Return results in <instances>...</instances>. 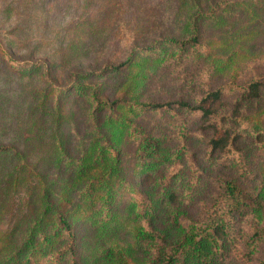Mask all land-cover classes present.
<instances>
[{
  "label": "trees",
  "instance_id": "16d2710c",
  "mask_svg": "<svg viewBox=\"0 0 264 264\" xmlns=\"http://www.w3.org/2000/svg\"><path fill=\"white\" fill-rule=\"evenodd\" d=\"M233 4H241V11L245 9L244 2L239 0H222L206 7L196 1L185 18L184 34L158 35L148 43L135 44L124 61L105 63L85 73L74 71L67 85L52 77V64L43 59L21 61L0 44V60L6 63L9 72L22 79L40 75L44 82V86L35 87L34 102L20 123L23 132L24 128L27 130L23 146L0 142V221L6 215L11 219L10 225L0 230V253L7 251L8 263L81 264L75 229L79 221L87 222L102 238L112 235L115 238L122 229L131 232V240H112L101 248V257L107 264H129L128 257L141 252L143 264H225L227 252L237 244L236 222L246 215L253 219L247 243L257 247L264 239V184L254 193L236 178L218 179L219 193L202 219L193 220L174 212L172 222L178 233L172 239L170 228H163L158 222L164 210L178 199V182L185 179L189 194H194L201 184L202 170L185 137L178 148L169 147L163 137L137 124L147 112L165 111L178 116V111L184 110L197 115L210 123L209 151H218L230 164L248 172L247 160L239 149L250 134L248 126L247 132L239 126L247 122V117L215 109L214 103L233 91H239L248 102L260 99L264 74L244 83H238L235 77L208 90L193 103L185 99L154 101L143 99L138 93L130 95L131 82L125 85V95L103 98L100 86L92 82L110 73H120L124 68L151 66L154 59L174 57L183 61L195 52L209 57L213 54L212 41L203 38L202 24L222 26L225 17L232 13ZM253 12L257 13L255 9ZM228 63L214 59L209 70L219 74L229 67ZM131 77L136 83L144 79L140 71ZM67 93L85 96L91 104V131L85 143L77 145L80 151L77 158L67 153L61 129L64 114L60 104ZM48 126L53 132L45 140L44 161L56 167L67 161L74 163L72 180H48L46 172L40 170V159L35 156L40 150L32 144L43 142ZM253 132H256L253 137L261 135L260 131ZM127 134L130 138L136 136L139 143L137 172L151 177L157 169L167 168L166 174L155 178L161 186L157 197L124 178L121 144ZM31 140L34 142L29 145ZM184 164L189 169L186 178ZM182 189L185 193V187ZM244 257L252 264H264V255L244 253Z\"/></svg>",
  "mask_w": 264,
  "mask_h": 264
},
{
  "label": "rangeland",
  "instance_id": "374dc122",
  "mask_svg": "<svg viewBox=\"0 0 264 264\" xmlns=\"http://www.w3.org/2000/svg\"><path fill=\"white\" fill-rule=\"evenodd\" d=\"M196 1L206 7L222 0H0V44L21 61L43 59L52 64V77L67 85L74 71L85 73L87 69H98L105 63L124 61L135 44L148 43L158 35L184 34L185 18L194 9ZM239 1L244 2L245 9L241 11V4H233L232 13L225 17L222 26L210 22L202 24L203 38L212 41V55L208 57V54L195 52L183 61L174 57L154 59L156 61H151V66L147 64L132 70L124 68L120 73L96 78L92 82L100 86V96L115 99L125 95V85L131 82L128 87L130 95L138 93L143 99H185L193 103L208 90L227 84L235 77L238 83H244L262 76L264 0ZM254 9L257 13L253 12ZM214 59L220 63L229 62V67L219 74L213 73L209 66H213ZM8 70L6 63L0 60V142L22 147L27 130L24 128L23 132L20 123L34 102L35 87L44 86V82L40 75L22 79ZM137 71L144 78L138 83L131 77ZM60 106L64 114L61 129L67 153L71 158H77L80 152L77 145L81 141L85 143L91 131V104L85 96L67 93ZM214 108L247 117L248 123L239 126L244 132L248 126L250 134L239 144V149L247 160L248 172L230 164L218 151H209L212 129L208 121L197 115L184 110H179L178 116L157 111L143 113L137 121L138 126L163 137L169 147L178 148L185 137L202 170L201 184L194 194H189L185 179L178 182V199L164 210L158 222L161 227L170 228L172 239L178 233L172 222L174 212L193 220L202 219L219 193L218 179L236 178L240 185L254 193L264 184V90L260 99L249 102L239 91L227 92L214 103ZM253 131H260L261 135L253 137L256 133ZM44 132L43 142L32 144L40 150L35 154L40 159V170L46 172L48 180H72L74 163L67 161L56 167L44 161L47 155L45 140L53 129L48 126ZM135 137L128 135L121 144L124 178L134 187L142 190L144 187L157 197L161 186L155 178L166 174L167 168L157 169L151 177L137 172L139 143ZM32 142L34 140L29 141V145ZM32 158L35 160L33 155ZM183 174L184 178L189 176L185 164ZM252 221L247 215L237 220V244L227 252L225 264H252L245 259L244 253L264 255V239L257 247L246 241ZM10 223L11 219L6 215L0 221V230L6 229ZM75 229L81 264H107L101 257V248L112 240H131V232L125 229L115 238L113 235L102 238L85 221L76 222ZM6 255L7 251L0 253V264H12L8 263ZM128 258L129 264L144 262L142 252Z\"/></svg>",
  "mask_w": 264,
  "mask_h": 264
}]
</instances>
